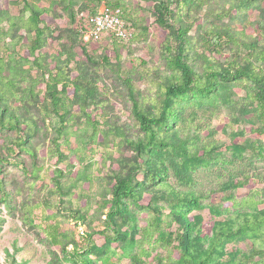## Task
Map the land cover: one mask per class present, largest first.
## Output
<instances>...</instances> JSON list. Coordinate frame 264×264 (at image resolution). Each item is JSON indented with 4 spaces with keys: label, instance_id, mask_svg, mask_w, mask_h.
I'll list each match as a JSON object with an SVG mask.
<instances>
[{
    "label": "rangeland",
    "instance_id": "obj_1",
    "mask_svg": "<svg viewBox=\"0 0 264 264\" xmlns=\"http://www.w3.org/2000/svg\"><path fill=\"white\" fill-rule=\"evenodd\" d=\"M13 1L16 0H0V9L8 4L9 14L16 15L19 8ZM116 1L122 2L135 37L118 44L104 37L100 41H87L88 52L96 64L91 66L99 72L103 88L97 100L100 108L93 114L100 122L98 138H91L88 121L73 108L75 118L70 123L69 143L62 145L66 157L57 160L49 154L48 126L54 124V119L51 122L41 107L45 104L35 100L22 102L17 107L19 111L25 110L18 114L21 119L38 122L37 131L27 146L33 154L26 150L9 153L7 142L15 134L0 126V152L11 154L17 162L3 163L0 171L4 188L10 192L9 199H3L0 192V264H79L71 256L77 249L80 255L89 261L95 260L96 264H134L130 254H137L138 247L130 241L126 226L116 244L93 232L104 229L103 214L107 208H102V204L110 198L107 191L113 174L127 172L130 165H136L142 158L136 157L134 147L122 139L126 136L137 140L144 135L132 114L123 80L126 74L130 75L141 108L157 112L163 90L153 72L171 70L161 52L166 31L155 22L153 2L109 0V3ZM183 1L178 12L182 24L190 26L186 36L191 43L187 62L198 74L202 72V62L197 53L207 29L228 26L239 41L263 45L264 26L257 22L262 15L258 6L241 8L231 16L217 18L216 13L227 9L230 0ZM85 5L96 7L97 11L106 9L100 0H78L75 11ZM259 6L264 8V1ZM57 13L61 17L54 20L55 25L69 27L65 12L58 8ZM85 14L82 12L77 18ZM0 29H7L5 21L0 23ZM19 32L24 33L22 29ZM8 41L4 37L0 40L1 52L7 59L10 57L11 64L28 71L27 78L20 80L24 87L29 84L28 75H36L35 70L23 61L20 45H16L15 52L6 51ZM231 55L232 51L224 48L211 57L223 63ZM105 58L111 66H105ZM253 89L254 85L243 79L220 83L209 96L193 92L175 100L171 120L166 125L154 126L156 138L163 144L150 148L144 156L149 162L163 164L160 178L147 180L143 171L138 172L141 183L136 198L126 200L125 215L136 217L139 225H144L151 212L150 205L160 207L163 215L180 211L190 223L197 258L207 255L214 244L221 251L218 258L224 264H264V257L249 263L240 260L252 248L264 249V228L235 238L218 234L216 230L221 224L230 223L234 227L247 216L259 217L264 213V126L252 96ZM112 129L121 135L113 134ZM59 170L62 174L55 177ZM182 196L192 197L195 202H183ZM70 208L85 214L86 220L74 219ZM51 223L59 225L60 245L48 237L47 226ZM165 229L175 228L171 224ZM169 249L163 244L153 247L152 256L158 254L164 260ZM210 261L205 264H214ZM147 262L156 263L153 258Z\"/></svg>",
    "mask_w": 264,
    "mask_h": 264
},
{
    "label": "trees",
    "instance_id": "obj_2",
    "mask_svg": "<svg viewBox=\"0 0 264 264\" xmlns=\"http://www.w3.org/2000/svg\"><path fill=\"white\" fill-rule=\"evenodd\" d=\"M100 1L105 3L106 10H119L120 17L124 20L130 36L128 39L121 40L108 33L102 34L97 40H90L100 41L104 37L107 40L111 39L114 44L132 40L135 37L134 28L128 22L129 17L123 9L122 2ZM151 1L155 22L166 31L161 52L171 72H159V70L153 72L163 90V98L157 112L144 111L141 108L136 95L137 89L130 81V75L126 74V79L123 80L131 103L132 114L144 135L138 137L137 140H131L126 136H122V139L125 144L134 147L136 157L142 156V158L136 165H130L127 172L113 174L111 186L107 191L110 198L102 204V208H107L103 214L105 216L104 229L93 232V234H99L111 244H116L119 237H123L122 230L126 226L130 232V241L138 247L137 254H130L134 264H148L149 258L156 261L154 264H205L209 259L210 263L224 264L218 258L221 251H218L214 244L209 247L207 255L197 258L196 249L190 237V223L184 219L180 211L173 210L163 215L160 207L150 205L151 212L145 219L144 225H139L136 217L125 215L124 210L126 200L136 198V190L141 183L137 178L138 172L143 171L144 179L147 180L160 178L163 164L160 161L149 162L144 156L148 154L150 148L163 144V141L156 138L154 126L166 125L171 120L175 100L193 92L209 96L217 90L220 83L247 79L254 85L252 96L257 104L260 121L264 126V38L263 45L258 46L256 42L239 41L234 31L228 26L207 29L197 53L202 62V72L198 74L187 62V52L191 43L186 36L190 26L182 24L178 12L185 2L183 0ZM263 1L230 0L228 8L217 12L216 17L231 16L241 8L253 6L257 8L258 6L260 9L257 10L262 15L257 22L260 26H264L262 22L264 8L259 6V3ZM12 3L19 8L16 15L9 14L8 4L0 9V23L5 21L7 24L6 30L0 29V40L3 37L4 40L8 38L6 51L11 49L15 52L16 45H20L21 50L24 51L23 61L35 70L36 75L34 77L28 75L29 84L22 87L20 80L27 78L28 71L22 66L11 64L10 57L7 59L0 47V126L15 134V137L10 139L9 143L7 142V150L12 154L17 150H26L33 154V150L28 149L27 146L33 133L37 131L38 122L35 124L31 119H21L18 114L25 110L19 111L17 107L22 102L35 100L42 105L45 104L41 106L44 114L51 119V122L54 119L52 126L47 125L51 133L49 154L62 161L66 157L62 145L69 143L70 123L75 118L72 115L73 108L77 109V113L83 115L88 121L92 139H97L101 133L100 122L95 120L93 114L96 112L94 110L100 108L97 100L100 99L103 91L100 87L102 80L97 69L91 66L96 64L93 63L94 59L88 52V42L85 40L88 25L81 16L77 18V15L82 12L93 16L99 11L96 7L91 8L88 5L79 7L75 11L78 0H16ZM58 8L68 16L71 24L69 27L59 28L55 25L54 20L61 17V14L57 13ZM26 13H28L27 16H25ZM21 29L23 34L19 32ZM224 48L231 50L232 55L223 63H219L211 56L214 53H221ZM116 56L118 57L119 54ZM103 63L107 67L111 66L107 58L103 60ZM119 130L121 131L122 128ZM120 131H114L113 134L117 132L121 135ZM10 160L17 163L16 158L11 154L0 152V171L3 163ZM61 174L59 170L55 177ZM86 178L90 179L89 176ZM0 192L3 199L10 198V192L4 188L3 179H0ZM181 200L187 203L195 202V199L188 196H182ZM69 213L77 221L86 220V215L80 214L78 209L70 208ZM171 224L175 229L167 231L165 228ZM47 228L48 237L55 245H60L59 225L51 223ZM263 228L264 213L259 217L247 216L234 227L230 223L221 224L216 230L218 234L235 238L249 231H261ZM135 237L138 238L135 239ZM161 244L163 247L170 248L164 260L158 254L152 256L151 252L153 247ZM78 251L77 249L71 252L76 262L96 264L95 260L89 261ZM257 257H264L263 248H252L249 255H243L240 260L249 263Z\"/></svg>",
    "mask_w": 264,
    "mask_h": 264
},
{
    "label": "built area",
    "instance_id": "obj_3",
    "mask_svg": "<svg viewBox=\"0 0 264 264\" xmlns=\"http://www.w3.org/2000/svg\"><path fill=\"white\" fill-rule=\"evenodd\" d=\"M82 19L88 25L85 33L86 41L90 39L97 40L102 34L108 33L121 40L128 39L130 36L124 20L120 17L119 10L109 11L104 9L93 16L85 14Z\"/></svg>",
    "mask_w": 264,
    "mask_h": 264
}]
</instances>
